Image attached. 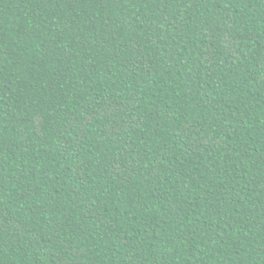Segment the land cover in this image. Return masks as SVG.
Returning a JSON list of instances; mask_svg holds the SVG:
<instances>
[{
    "label": "trees",
    "instance_id": "obj_1",
    "mask_svg": "<svg viewBox=\"0 0 264 264\" xmlns=\"http://www.w3.org/2000/svg\"><path fill=\"white\" fill-rule=\"evenodd\" d=\"M0 264H264V0H0Z\"/></svg>",
    "mask_w": 264,
    "mask_h": 264
}]
</instances>
